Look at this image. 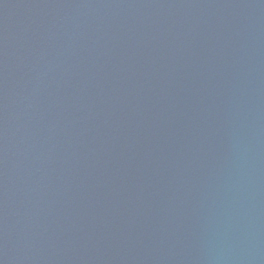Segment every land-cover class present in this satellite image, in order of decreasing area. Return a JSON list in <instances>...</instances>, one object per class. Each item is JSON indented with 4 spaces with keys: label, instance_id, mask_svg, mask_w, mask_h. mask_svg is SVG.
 <instances>
[{
    "label": "water",
    "instance_id": "95a60500",
    "mask_svg": "<svg viewBox=\"0 0 264 264\" xmlns=\"http://www.w3.org/2000/svg\"><path fill=\"white\" fill-rule=\"evenodd\" d=\"M0 264H264V0H0Z\"/></svg>",
    "mask_w": 264,
    "mask_h": 264
}]
</instances>
